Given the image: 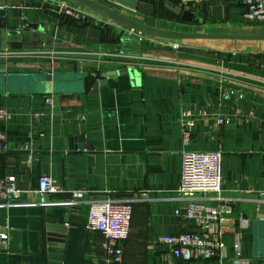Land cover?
Listing matches in <instances>:
<instances>
[{
  "label": "crops",
  "instance_id": "1",
  "mask_svg": "<svg viewBox=\"0 0 264 264\" xmlns=\"http://www.w3.org/2000/svg\"><path fill=\"white\" fill-rule=\"evenodd\" d=\"M0 1L7 27L24 22L51 41L49 51L0 55V109L9 114L0 123L8 148L0 152V179L14 177L20 191L12 204L0 200V233L7 235L0 264H104V239L84 223L88 203L108 198L133 205L122 264H264V42L184 44L129 31L64 0ZM95 1L147 26L158 18L166 30L264 35V25L242 21L234 0L194 5L200 24L164 9L169 0L158 12L156 3L132 10ZM128 36L137 43L124 41ZM127 68L138 81L118 74ZM181 110L206 113L196 116L187 146ZM183 151L222 154V196L232 213L220 257L177 259L154 240L192 230L175 214L184 205L176 193ZM40 176L84 197L73 204L67 193L39 194Z\"/></svg>",
  "mask_w": 264,
  "mask_h": 264
},
{
  "label": "built area",
  "instance_id": "2",
  "mask_svg": "<svg viewBox=\"0 0 264 264\" xmlns=\"http://www.w3.org/2000/svg\"><path fill=\"white\" fill-rule=\"evenodd\" d=\"M207 0H177V6L189 11L196 4ZM241 4L243 11L241 19L246 23L264 25V0H234ZM69 15L75 11L67 10ZM0 55H3L0 53ZM50 103V100H47ZM198 117L205 116L199 112ZM196 116L189 110H181L178 122L180 124V142L187 146L190 142L191 128L194 126ZM9 117L6 110L0 109V123ZM217 124L226 125L228 119L216 117ZM6 136L0 131V152L5 153L8 148ZM220 151L188 152L181 154V167L177 200L184 205L175 211L177 216L184 217L192 225L190 232H181L175 235H158L155 242L167 248L177 259L185 261L206 260L220 257L224 244L220 240L222 226L232 213L230 200L222 196ZM39 194L67 193L75 204L84 197L82 190H64L51 178L40 176L38 179ZM20 196L16 188L14 177L0 179V200L12 204ZM212 197L214 205L207 200ZM133 205L129 200L105 199L88 203V212L84 229L89 233H96L103 237V250L105 252L104 264H122V244L129 236ZM7 235L0 233V245L5 244ZM236 256L239 258V245L234 246ZM245 264L240 262L239 264Z\"/></svg>",
  "mask_w": 264,
  "mask_h": 264
},
{
  "label": "water",
  "instance_id": "3",
  "mask_svg": "<svg viewBox=\"0 0 264 264\" xmlns=\"http://www.w3.org/2000/svg\"><path fill=\"white\" fill-rule=\"evenodd\" d=\"M69 3L75 4L79 7L85 8L98 16L121 26L129 31L138 33L143 36L166 40V41H190V40H232V41H253V42H264V35H241V34H219V33H190V32H181L175 30H166L162 29L159 26V19L154 27L147 26L145 24L139 23L135 20H132L126 16L119 14L111 8L95 1V0H64ZM115 4L125 6L128 9H135L137 2H144L153 5L156 3L157 12L161 4V0H112ZM4 6V2L0 1V7ZM5 6L9 7V4ZM162 7L172 13L173 15L180 17L181 20L185 22L193 23H202L201 20H195L193 17L192 10L186 11L179 6H173L168 2H163ZM5 11L0 10V53L6 56V54L11 51L17 50H51V41L42 40L41 33L43 32L42 28H37L30 26L24 22H21L17 27L11 28L7 27L5 20ZM127 43H137V39L128 36L126 38ZM5 58V57H4ZM4 58H1L0 61H5ZM79 67H91L87 63H77ZM95 66V65H94ZM128 74L130 78L135 81H138L139 74L137 71L132 68L123 69L119 71L118 74ZM117 74V73H114ZM109 74H105L102 78H108ZM135 77V78H134ZM53 229V228H52ZM51 230V228H50ZM63 232L64 229H59ZM50 232V231H49ZM53 233V232H52ZM53 235V234H52ZM50 237L51 234H50Z\"/></svg>",
  "mask_w": 264,
  "mask_h": 264
},
{
  "label": "rangeland",
  "instance_id": "4",
  "mask_svg": "<svg viewBox=\"0 0 264 264\" xmlns=\"http://www.w3.org/2000/svg\"><path fill=\"white\" fill-rule=\"evenodd\" d=\"M102 4V3H101ZM104 5V4H103ZM106 6V5H105ZM108 7V6H107ZM189 30H191V27H189L188 28V30L186 29V30H183L184 32H187V31H189ZM194 42H199V41H195V40H190V41H181V43H194ZM200 42H203V45L204 44H213V43H205L204 41H200ZM214 44H222V43H214Z\"/></svg>",
  "mask_w": 264,
  "mask_h": 264
},
{
  "label": "trees",
  "instance_id": "5",
  "mask_svg": "<svg viewBox=\"0 0 264 264\" xmlns=\"http://www.w3.org/2000/svg\"><path fill=\"white\" fill-rule=\"evenodd\" d=\"M169 1H171V4L173 5V6H176L177 5V0H169ZM173 15V14H172Z\"/></svg>",
  "mask_w": 264,
  "mask_h": 264
}]
</instances>
